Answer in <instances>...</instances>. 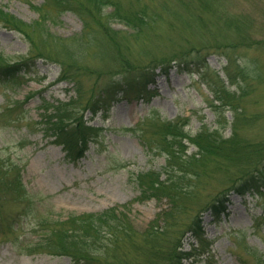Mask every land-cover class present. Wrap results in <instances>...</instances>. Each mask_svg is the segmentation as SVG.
Instances as JSON below:
<instances>
[{"label":"rangeland","instance_id":"obj_1","mask_svg":"<svg viewBox=\"0 0 264 264\" xmlns=\"http://www.w3.org/2000/svg\"><path fill=\"white\" fill-rule=\"evenodd\" d=\"M112 1L121 9L142 1L150 8L149 16L164 17L145 43L134 41L129 59L144 63L150 56L169 58L175 51L192 50L191 57L206 63L167 72L156 69L152 81L126 92H109L93 112L78 105L76 96L80 90L83 100L88 99L96 86L117 77L100 33L113 7H91L85 27L80 15L56 10L53 0H0V11L25 23L27 33L0 23V58L20 63L18 72L0 76V264H71L67 255L33 248L48 226L57 225L70 211L116 207L134 231L141 232L158 211L169 209L165 198L139 197L138 186L142 174L164 165L162 139L167 137L160 129L162 121L185 118L184 150L177 147L181 158L197 152L188 137L203 128L217 130L223 139L234 132L246 144L264 140V0H209L212 11L179 14L185 21L178 14L166 18L172 11L181 13L178 0ZM235 18L244 20L245 32L226 24ZM107 22L113 29H125L111 16ZM191 47L199 48V54ZM70 54L90 69L77 73L80 89L61 79V65L54 61H68ZM56 114L65 121L83 114L86 124L98 128L77 160H69L46 129V121ZM215 160L216 155L209 157L199 177L189 178L195 184L194 200L177 209L180 222L169 227L167 237L179 233L182 264L264 261V193L229 191L223 211L202 210L231 186L237 169L230 165L234 167L229 173L222 172L214 167ZM12 177L22 186L4 184ZM197 215L201 232L192 235L185 230ZM42 219L45 223L39 226Z\"/></svg>","mask_w":264,"mask_h":264},{"label":"trees","instance_id":"obj_2","mask_svg":"<svg viewBox=\"0 0 264 264\" xmlns=\"http://www.w3.org/2000/svg\"><path fill=\"white\" fill-rule=\"evenodd\" d=\"M53 1L56 10L71 9L80 15L85 27H88L87 15L90 14L91 7L97 10L101 6L109 4L113 7L110 16L125 26L124 30L113 29L111 25L106 26L110 16L104 23L101 22L103 29L100 33L107 41L106 57L109 56V60L115 64L113 68L117 77L114 81L104 82L100 87L95 85V93L88 99L83 100L82 92L77 91L76 98L79 101L76 103L81 106L85 104L84 107L93 112L98 110L99 106L96 104L103 100L109 92H126L133 86L152 81L153 71L156 69L161 72H167L173 67L182 70L187 65L195 64L200 60V57L190 56L192 50L175 51L169 58L150 56L149 60L144 63L137 61L138 59H129V56L133 54L131 45L134 44V41L142 40L145 43L146 39L154 34V30L150 31L153 25L164 18L161 13H157L155 18L149 16L150 8L147 3L140 1V4L135 5H138V8L129 6L126 9H121L117 2L114 3L112 0H85L84 6L79 4V2H83L82 0ZM176 6L179 9L183 8L181 13L172 11L166 16L167 19L170 15L174 18L177 14L198 16L195 9H198L200 15L202 12L213 10V4L209 0H178ZM185 16H182L180 20L185 21ZM198 21L202 22L200 19ZM0 23L27 35L24 30L25 23L11 14L3 13L2 10L0 11ZM226 24L235 32H242V30L245 32L244 24L246 23L241 18L229 19ZM191 49H197L199 54V48L191 47ZM69 58L68 61L62 59L54 61L61 65V79L69 80L77 89H80L77 73L79 71L82 73V69H90L85 64L78 63L71 54ZM228 62L230 63V59ZM17 63L11 64L0 58V76L18 72ZM199 63L204 66L206 60L202 58ZM92 87L94 86L92 85ZM212 91L219 94L217 88H212ZM215 98L221 99V96L216 95ZM231 108L233 107L231 106ZM54 116L55 119L49 117V120L46 121V129L54 137V141L62 146L65 156L69 160H77L83 155L88 141L95 136L98 128L86 124L83 114L70 117L67 121L64 120V116L59 114ZM184 123L185 118H180L175 122L166 120L162 121V124L160 123V129L167 137V139L165 137L162 139V149L165 155L164 165L157 171L151 170L145 177L142 174L140 176L141 183L138 180L139 197L165 198L170 204L169 209L158 211L144 230L134 231L126 217H122L125 215L121 214L116 207H109L97 212L70 211L65 218L56 221L57 225L48 226L44 232L45 236L42 235L39 240L34 242L33 248L40 247L43 250L52 251L51 253L67 255L71 264H182L181 258L185 252L180 249L181 238L179 233L173 234L171 230L172 238L169 240L167 237L170 231L169 227L180 222L176 216L177 209H185L186 204L194 200L192 189L195 184L189 178L199 177L200 172L205 170L203 167L208 163L209 157L216 155L219 160L213 161V165L217 169H221L222 172L229 173L228 169L234 166L237 169L229 180L231 186L205 205L202 210H209L215 214L223 211L224 201L228 200L229 191L244 194L249 189H255L264 193V140L246 144L241 143L234 132L230 138L223 139L217 130L210 132L208 128H203L195 136L188 137L190 142L197 147V152L181 158L177 156L179 155L177 147L181 151L184 150L181 139L187 137L184 136L185 133L182 130ZM1 175L3 172L0 169V178ZM3 182L9 187L22 186L17 182V177ZM43 223H45V219L37 224L40 226ZM199 223L200 218L197 215L187 225L185 231H190L192 235H199L201 232ZM185 231L183 230L181 234ZM258 259L257 264H264L263 259L262 261L261 258Z\"/></svg>","mask_w":264,"mask_h":264}]
</instances>
